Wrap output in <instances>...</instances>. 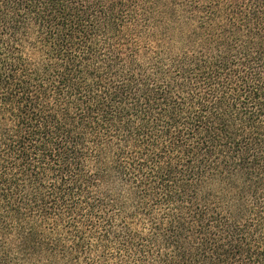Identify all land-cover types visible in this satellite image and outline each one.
Returning a JSON list of instances; mask_svg holds the SVG:
<instances>
[{
	"label": "trees",
	"instance_id": "16d2710c",
	"mask_svg": "<svg viewBox=\"0 0 264 264\" xmlns=\"http://www.w3.org/2000/svg\"><path fill=\"white\" fill-rule=\"evenodd\" d=\"M0 264H264V0H0Z\"/></svg>",
	"mask_w": 264,
	"mask_h": 264
}]
</instances>
